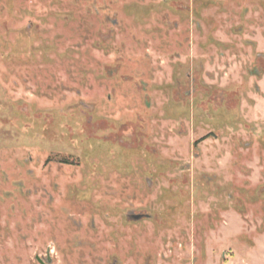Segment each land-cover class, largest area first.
<instances>
[{"label":"rangeland","instance_id":"374dc122","mask_svg":"<svg viewBox=\"0 0 264 264\" xmlns=\"http://www.w3.org/2000/svg\"><path fill=\"white\" fill-rule=\"evenodd\" d=\"M0 264H264V0H0Z\"/></svg>","mask_w":264,"mask_h":264},{"label":"flooded vegetation","instance_id":"af4514ba","mask_svg":"<svg viewBox=\"0 0 264 264\" xmlns=\"http://www.w3.org/2000/svg\"><path fill=\"white\" fill-rule=\"evenodd\" d=\"M133 217H140L141 219L140 220H142V219H144V218H148V216L147 215H130V219L132 220V218ZM140 220H138V221H140ZM133 221H135V220H133Z\"/></svg>","mask_w":264,"mask_h":264},{"label":"water","instance_id":"95a60500","mask_svg":"<svg viewBox=\"0 0 264 264\" xmlns=\"http://www.w3.org/2000/svg\"><path fill=\"white\" fill-rule=\"evenodd\" d=\"M141 218L140 217H133L132 220H135V221H138L140 220Z\"/></svg>","mask_w":264,"mask_h":264}]
</instances>
